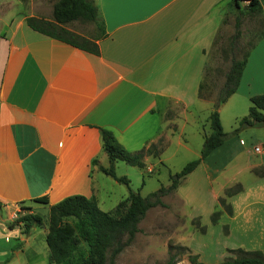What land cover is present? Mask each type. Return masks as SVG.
Returning <instances> with one entry per match:
<instances>
[{"label":"crops","instance_id":"1","mask_svg":"<svg viewBox=\"0 0 264 264\" xmlns=\"http://www.w3.org/2000/svg\"><path fill=\"white\" fill-rule=\"evenodd\" d=\"M93 1L103 27L91 38L98 54L32 29L26 17L33 15L25 14L19 0H0V237L13 239L0 252V264L13 246L18 254L44 240L50 205L80 194L101 207L98 179L104 184L108 175L100 166H109L101 128L130 152L162 144L158 157H144V166L169 173L198 158L203 134L210 132L215 107L199 97V87L231 0ZM259 1L264 20V0ZM258 94H264V36L251 50L236 91L219 108L224 132L225 123L233 127L247 115L250 97ZM241 143L238 134L227 138L175 190L187 224L179 242L202 233L191 224L196 218L206 234L224 238L209 254L186 244L203 264L219 263L232 248L264 254V176L242 183L227 198L231 214L224 211L211 222L219 197L238 183L236 175L262 165L239 167ZM43 197L47 204L34 201ZM122 199L111 200L107 212ZM24 213L40 215L41 229L23 235L15 220ZM30 252L36 263L34 246Z\"/></svg>","mask_w":264,"mask_h":264},{"label":"trees","instance_id":"2","mask_svg":"<svg viewBox=\"0 0 264 264\" xmlns=\"http://www.w3.org/2000/svg\"><path fill=\"white\" fill-rule=\"evenodd\" d=\"M246 1L244 9H240V3ZM230 7L239 9L241 13L248 15H260L262 8L259 0H231ZM263 18V17H262ZM73 21L92 22L97 25L98 31L103 32L99 10L93 0H56L52 6L51 18L27 16L26 22L32 29L49 37L66 41L76 47L94 54L99 53L95 39L76 35L66 25ZM238 27V21L236 23ZM264 36V31L250 44L240 59L232 58L230 67L225 74L222 92L215 105V109L209 115L210 132L203 134L201 154L198 158L188 161L179 171L169 174L170 184L161 185L157 190L147 196H142L139 191L129 190L126 198L119 201L112 211H103L94 197H86L76 194L68 196L61 201L49 206L48 230L45 242L48 248L49 264H114L117 255L128 246L139 231V223L145 217L150 208L164 206L161 198L176 190L180 182L192 172L201 161L216 147L221 145L229 135L237 134L239 128L264 127V94L250 97V107L247 115L237 120V127L230 133L223 130L219 108L232 95L241 79L247 58L255 44ZM236 33L233 39H237ZM216 42L213 41L212 47ZM204 78V74H203ZM203 78L199 87V97L203 89ZM102 147L109 160L108 167L100 166V170L112 177L117 182L128 184L124 177L116 175L114 163L123 161L131 166L144 168V157L152 155L158 157L162 151V144H152L139 151H128L108 130L100 129ZM254 175L263 177L264 166L251 170ZM242 185L237 183L226 188L224 196L219 197V208L211 214V221L216 223L225 211L231 214L232 209L227 198L240 192ZM47 204L48 200L38 198L34 200ZM1 207V203H0ZM28 210V209H27ZM16 224L21 225V233L28 235L32 227H41L43 219L35 213H24L16 218ZM191 224L200 232L205 227L198 218ZM181 253L186 254L189 264H203L197 254H193L186 246H177ZM227 255L217 264H264V254L260 250H245L243 248L226 249ZM176 254L168 250V259L165 264H176Z\"/></svg>","mask_w":264,"mask_h":264},{"label":"rangeland","instance_id":"3","mask_svg":"<svg viewBox=\"0 0 264 264\" xmlns=\"http://www.w3.org/2000/svg\"><path fill=\"white\" fill-rule=\"evenodd\" d=\"M19 1L21 9L26 15L31 14L36 17L51 18L54 0ZM244 8L245 5H241L240 9ZM237 21L238 27L236 26ZM66 27L74 34L88 38H92L99 33L97 25L92 22L73 21L67 24ZM263 31L264 20L260 15L244 14L239 9L228 6L221 28L216 36V42L208 53L207 65L203 73L204 86L201 98L210 101L215 107L222 92L225 74L230 67L232 58L240 59L250 44ZM236 33H238V37L233 39ZM231 124L233 127H230L229 124L227 126L225 123V129L229 130V133L237 127V121L235 125ZM236 133L239 139L243 140V143H241L243 144V152L237 160L239 167L244 166L246 162H261L262 166H264V127L239 128ZM256 146H261L263 152H256ZM179 162L181 160L178 161V164ZM179 166L183 165L180 164ZM236 170L237 167L227 170L226 179L223 180L226 181L232 178ZM115 172L119 177L126 178L128 184L115 182L110 176H104L106 179L104 184L98 179L99 194L103 199L100 209L103 211L111 209V206H113L111 205V200H119L126 197L129 190L139 191L145 197L161 185L167 186L170 184V173L158 166L154 171L147 172L145 168L141 169L138 166H131L119 161L115 167ZM172 172L174 171L172 170ZM252 176H256L252 171H242L236 175L237 182L242 185ZM95 180H97V177H95ZM161 200L164 206L158 205L147 211L145 217L139 223V231L132 242L117 255L114 264H165L168 259L169 248H171L172 253L176 254V264H184L183 260L187 259V257L186 254L181 253V250L177 249L178 245L184 247L187 244L191 249L194 246L197 250L209 254L214 253L218 249V245L221 247L225 244L224 238L221 239L213 231L206 234V226L203 223L205 226L204 232L198 234V236L190 237L186 244L179 242V231L183 230L187 225L180 214V211L183 210V205L176 198L175 190L163 196ZM224 232L223 230V235L227 236ZM11 242H13L12 238L8 242L5 240V235L0 237V252L5 250ZM33 246L37 252L36 263H33L34 258L30 255V248ZM31 247H27L23 252L15 254L17 247L13 246L7 256L8 261L1 264H49L45 238L42 241L36 239Z\"/></svg>","mask_w":264,"mask_h":264},{"label":"built area","instance_id":"4","mask_svg":"<svg viewBox=\"0 0 264 264\" xmlns=\"http://www.w3.org/2000/svg\"><path fill=\"white\" fill-rule=\"evenodd\" d=\"M255 151L258 152V153H261L263 152V148L261 146H256L255 147ZM144 168L146 169L147 172H152V167L151 166H148V167H145Z\"/></svg>","mask_w":264,"mask_h":264}]
</instances>
